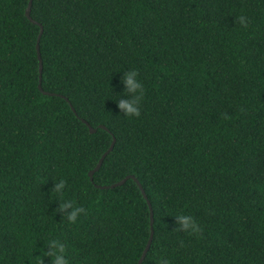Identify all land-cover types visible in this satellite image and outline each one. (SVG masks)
<instances>
[{"label":"trees","instance_id":"16d2710c","mask_svg":"<svg viewBox=\"0 0 264 264\" xmlns=\"http://www.w3.org/2000/svg\"><path fill=\"white\" fill-rule=\"evenodd\" d=\"M28 3L0 0V264L50 239L70 264H139L148 200L142 264H264V0H32L36 22ZM133 69L139 117L115 101ZM127 175L147 198L132 177L102 187Z\"/></svg>","mask_w":264,"mask_h":264},{"label":"clouds","instance_id":"9594fccd","mask_svg":"<svg viewBox=\"0 0 264 264\" xmlns=\"http://www.w3.org/2000/svg\"><path fill=\"white\" fill-rule=\"evenodd\" d=\"M239 24L246 25L247 19L244 15L237 17ZM124 85L123 92L120 93L116 104L120 112L127 117H139L141 115V100L144 95L143 85L138 77L136 70H128L121 77ZM67 182L64 178L55 181L53 186L54 193L63 194ZM85 212V209L78 206L74 200H64L58 206V213H63L67 221L76 223L78 218ZM176 221V230L190 235L200 232V224L195 216L187 212L178 213L174 216ZM43 254L37 256L35 264H44V257L51 258V264H70L67 255V249L64 242L59 239H50L47 241V247L42 250ZM161 264H170L167 259H163Z\"/></svg>","mask_w":264,"mask_h":264},{"label":"water","instance_id":"95a60500","mask_svg":"<svg viewBox=\"0 0 264 264\" xmlns=\"http://www.w3.org/2000/svg\"><path fill=\"white\" fill-rule=\"evenodd\" d=\"M31 6H32V0H29L28 7H27V10H26V15H27L30 19L33 20L31 14H30ZM33 21L36 22L35 20H33ZM42 32H43V26H41V31H40V33H39V35H38V41H37V52H38V57H39V60H40V72H41V73H42V69H43V62H42V57H41V52H40V38H41ZM40 80H41V79H40ZM39 88H40L42 91H44L43 88H42V85H41V84H39ZM44 93L53 94V93H49V92H47V91H44ZM67 99H68V98H67ZM72 108L75 110V108H74L73 106H72ZM81 119H82V120L88 125V127H89V129H90L91 132H95V131L97 130V128H96V127H93V126H92V125H91V124H90L85 118H81ZM100 126H103V125H100ZM115 140H116V139L113 138V141H112L111 145H110L109 148L103 153V155H102L101 158L99 159V161H98L97 165L95 166V168L89 171V175H90L91 179H93V176H94L95 171H97V170L101 167V165H102V163H103L105 157L107 156V154L113 149L114 144H115ZM130 177L134 178V179L137 181V183H138V185L140 186V188H141V190H142L144 196L147 198V194H146V192H145V190H144V188H143L141 182H140V181H139L134 175H127L125 178H123L122 180L118 181L117 183H114V184H111V185H103L102 187H109V186H110V187H113V186H116V185H121V184H123V183H124L128 178H130ZM148 204H149V207H150L151 235H150L149 241H148V243H147V245H146V247H145V249H144V251H143V254H142V256H141V258H140V260H139V264H142V262H143V260H144V258H145V256H146V254H147V252H148V250H149V248H150L151 242H152V240H153V235H154V228H153V223H154V211H153V208H152V204H151V202H150L149 200H148Z\"/></svg>","mask_w":264,"mask_h":264}]
</instances>
